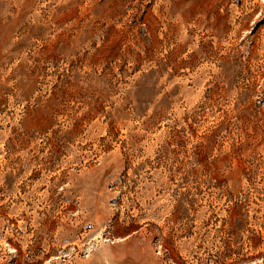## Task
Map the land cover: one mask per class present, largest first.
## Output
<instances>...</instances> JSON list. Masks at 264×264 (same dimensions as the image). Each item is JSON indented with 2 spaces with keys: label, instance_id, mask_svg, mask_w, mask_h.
<instances>
[{
  "label": "rangeland",
  "instance_id": "1",
  "mask_svg": "<svg viewBox=\"0 0 264 264\" xmlns=\"http://www.w3.org/2000/svg\"><path fill=\"white\" fill-rule=\"evenodd\" d=\"M0 264H264V0H0Z\"/></svg>",
  "mask_w": 264,
  "mask_h": 264
}]
</instances>
